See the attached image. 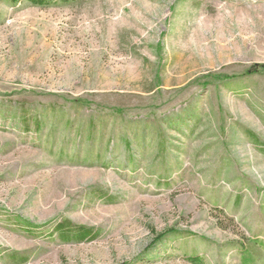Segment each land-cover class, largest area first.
I'll return each instance as SVG.
<instances>
[{
	"label": "rangeland",
	"instance_id": "1",
	"mask_svg": "<svg viewBox=\"0 0 264 264\" xmlns=\"http://www.w3.org/2000/svg\"><path fill=\"white\" fill-rule=\"evenodd\" d=\"M124 263L264 264V0H0V264Z\"/></svg>",
	"mask_w": 264,
	"mask_h": 264
},
{
	"label": "trees",
	"instance_id": "2",
	"mask_svg": "<svg viewBox=\"0 0 264 264\" xmlns=\"http://www.w3.org/2000/svg\"><path fill=\"white\" fill-rule=\"evenodd\" d=\"M15 2L17 0H11ZM36 7H50L56 4H74L80 3L84 0H23ZM55 231L58 233V236L62 242L66 243H83L87 241L94 240L97 236V233L93 229L85 226H74L69 222H61L55 227ZM173 233L172 230L163 231L160 233H154V242H159L167 234ZM125 264V263H124Z\"/></svg>",
	"mask_w": 264,
	"mask_h": 264
}]
</instances>
